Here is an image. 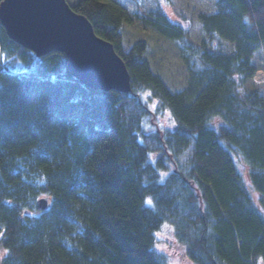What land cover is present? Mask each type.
Instances as JSON below:
<instances>
[{
	"label": "trees",
	"instance_id": "trees-1",
	"mask_svg": "<svg viewBox=\"0 0 264 264\" xmlns=\"http://www.w3.org/2000/svg\"><path fill=\"white\" fill-rule=\"evenodd\" d=\"M65 1L113 46L131 92L88 89L63 54L37 58L0 24V264H168L166 226L191 264H264V93L247 85L264 0H214L201 45L160 8ZM123 24L176 47L181 90L152 73L144 42L124 45ZM163 113L172 125L150 130Z\"/></svg>",
	"mask_w": 264,
	"mask_h": 264
},
{
	"label": "water",
	"instance_id": "water-1",
	"mask_svg": "<svg viewBox=\"0 0 264 264\" xmlns=\"http://www.w3.org/2000/svg\"><path fill=\"white\" fill-rule=\"evenodd\" d=\"M0 24L12 42L37 58L63 54L70 75L88 89L131 92L129 73L113 46L65 0H1ZM36 206L45 211L49 200L41 198Z\"/></svg>",
	"mask_w": 264,
	"mask_h": 264
},
{
	"label": "rangeland",
	"instance_id": "rangeland-1",
	"mask_svg": "<svg viewBox=\"0 0 264 264\" xmlns=\"http://www.w3.org/2000/svg\"><path fill=\"white\" fill-rule=\"evenodd\" d=\"M121 2L144 15L160 8L171 23L188 30L190 40L197 45H201L205 40L200 18L216 12L214 0H121ZM121 31L125 46L139 41L146 44L144 58L149 63L152 73L161 78L171 91H179L186 85L188 73L178 50L171 42L155 31L139 27L137 24H123ZM255 62L264 75V51L256 56ZM13 67L18 68L17 65ZM260 77L261 80L257 77L258 81L252 79L247 85L259 87L264 93V76ZM155 104V102L151 104V111L154 110ZM151 123L150 130L168 128L172 125L167 113L156 116ZM240 169L245 173L242 166ZM155 250L167 257L168 264H191L168 226L163 227L156 235ZM2 256L3 252L0 251V258Z\"/></svg>",
	"mask_w": 264,
	"mask_h": 264
},
{
	"label": "built area",
	"instance_id": "built-area-1",
	"mask_svg": "<svg viewBox=\"0 0 264 264\" xmlns=\"http://www.w3.org/2000/svg\"><path fill=\"white\" fill-rule=\"evenodd\" d=\"M260 76H264L263 74H262V70H258L256 73H255V75H254V80L256 81L257 79V77L261 80V77ZM264 78V77H263ZM258 81V80H257Z\"/></svg>",
	"mask_w": 264,
	"mask_h": 264
},
{
	"label": "snow or ice",
	"instance_id": "snow-or-ice-1",
	"mask_svg": "<svg viewBox=\"0 0 264 264\" xmlns=\"http://www.w3.org/2000/svg\"><path fill=\"white\" fill-rule=\"evenodd\" d=\"M147 203L151 204V201H147Z\"/></svg>",
	"mask_w": 264,
	"mask_h": 264
}]
</instances>
